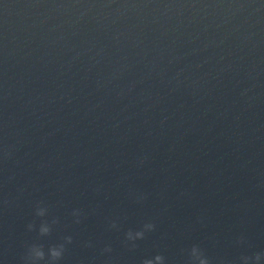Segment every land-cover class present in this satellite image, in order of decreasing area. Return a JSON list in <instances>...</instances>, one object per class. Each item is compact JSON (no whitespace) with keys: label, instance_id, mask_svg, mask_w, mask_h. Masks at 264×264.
Segmentation results:
<instances>
[{"label":"water","instance_id":"water-1","mask_svg":"<svg viewBox=\"0 0 264 264\" xmlns=\"http://www.w3.org/2000/svg\"><path fill=\"white\" fill-rule=\"evenodd\" d=\"M61 244L56 264L264 253V0H0V264Z\"/></svg>","mask_w":264,"mask_h":264},{"label":"clouds","instance_id":"clouds-1","mask_svg":"<svg viewBox=\"0 0 264 264\" xmlns=\"http://www.w3.org/2000/svg\"><path fill=\"white\" fill-rule=\"evenodd\" d=\"M47 212V209L39 204L35 208V215L38 217H43ZM78 211H73V216H78ZM78 222V221H77ZM31 228V225H28ZM112 228H116V224L112 223ZM154 228L153 223L147 222L144 223L140 230L136 231H128L125 233V238L127 241L132 242L136 240H140L144 237L146 232L152 231ZM39 232L41 235H45L49 232V227L47 224H41L39 228ZM66 243L71 242V237L68 236L65 238ZM64 251V245H58L55 247H50L48 249V256L50 258L49 264H56L57 261L60 260ZM105 251H109V249H105ZM29 254L32 257L30 264H35V261L41 260L44 257L43 251H41L38 247H32L29 249ZM190 256V264H210L209 259L205 256L202 250L193 245L189 252ZM264 260V253H256L252 257L244 256L241 258V264H261V261ZM143 264H165L164 257L162 255H155L149 259H145Z\"/></svg>","mask_w":264,"mask_h":264}]
</instances>
